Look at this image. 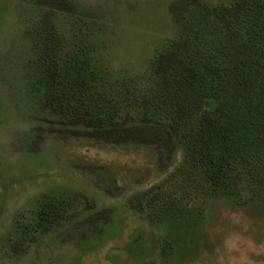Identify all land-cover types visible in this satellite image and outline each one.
<instances>
[{
  "label": "rangeland",
  "instance_id": "374dc122",
  "mask_svg": "<svg viewBox=\"0 0 264 264\" xmlns=\"http://www.w3.org/2000/svg\"><path fill=\"white\" fill-rule=\"evenodd\" d=\"M41 1L57 56L89 60L99 78L46 95L47 117L21 112L30 24L22 0H0V264H140L125 250L137 236L155 243L143 264H264V187L213 185L182 122L165 121L180 97L152 84L180 35L177 0H66L73 12ZM46 201L59 222L42 230Z\"/></svg>",
  "mask_w": 264,
  "mask_h": 264
},
{
  "label": "trees",
  "instance_id": "16d2710c",
  "mask_svg": "<svg viewBox=\"0 0 264 264\" xmlns=\"http://www.w3.org/2000/svg\"><path fill=\"white\" fill-rule=\"evenodd\" d=\"M55 2L58 11L73 12L66 0ZM46 5L47 1L22 0L30 49L25 51L17 103L21 112L45 117L48 109L40 100L46 95L56 90L63 95L85 93L99 78L89 60L57 56L52 46L57 45L59 53L62 36L50 30L53 22L45 16ZM171 14L179 38L151 69L154 86L180 97L176 115L166 114L165 121L177 130L182 122L186 142L191 140L194 152L207 161L213 185L226 188L246 178L264 187V0H231L221 6L177 0ZM193 106L197 107L192 110ZM190 131L194 136H187ZM56 211L55 203L44 202L32 226L52 227L59 222L51 216L58 215ZM154 247L150 238L142 241L137 236L125 250L143 264L145 250L152 253Z\"/></svg>",
  "mask_w": 264,
  "mask_h": 264
}]
</instances>
